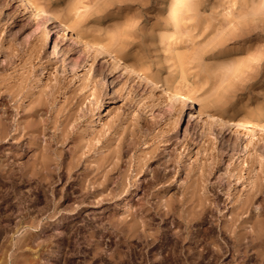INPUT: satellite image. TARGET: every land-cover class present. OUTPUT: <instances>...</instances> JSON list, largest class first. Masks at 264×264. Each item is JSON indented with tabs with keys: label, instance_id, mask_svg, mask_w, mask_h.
<instances>
[{
	"label": "rangeland",
	"instance_id": "1",
	"mask_svg": "<svg viewBox=\"0 0 264 264\" xmlns=\"http://www.w3.org/2000/svg\"><path fill=\"white\" fill-rule=\"evenodd\" d=\"M191 2L189 19L180 15L174 26L165 22L168 0H0V122L5 128L0 125L7 132L6 137L0 132V138L5 137L0 140L5 147H0V162L20 160L18 169L34 160L37 168L31 169L44 163L45 171L48 161L56 160V166L48 163V169L56 167L51 179L30 172L29 184L17 175V193L0 181V264H197L178 250L174 257L173 244L164 240L154 249L133 242V236L131 240L134 224L138 232L164 228L172 238L178 229L176 214V219L158 216L148 227H136L137 221L142 223L138 204H161L173 195L190 209L203 189L216 184L227 195L220 201L228 200L219 202L216 220L208 225L219 230L233 217L232 204L246 190V179L262 176L264 170V122L254 127L236 122L264 102V5L261 0H236L225 17L227 0ZM34 5L42 10L36 18ZM82 6L83 14L75 18L74 9ZM43 23L56 31L46 47L41 41ZM164 30L176 39L173 52L161 41ZM240 59L249 65H235V73L228 72L227 66ZM181 75L196 99L186 100L177 115L169 89ZM100 105L105 109L102 117ZM240 150L247 154L239 161V172L238 166L233 172L229 164ZM117 152L120 156L114 157ZM107 158L110 163L101 162ZM116 171L125 172L121 177L126 175V181ZM195 180L207 187L198 192L201 183L195 185ZM102 181L105 186L99 188ZM109 188L115 189L110 195ZM130 210L136 216H130ZM220 242L225 253L218 259L210 254L205 264H259L257 247L233 252V241L223 236Z\"/></svg>",
	"mask_w": 264,
	"mask_h": 264
},
{
	"label": "bare ground",
	"instance_id": "2",
	"mask_svg": "<svg viewBox=\"0 0 264 264\" xmlns=\"http://www.w3.org/2000/svg\"><path fill=\"white\" fill-rule=\"evenodd\" d=\"M84 1V0H83ZM261 3L264 5V0H261ZM168 5H167V13H166V15H165V22L167 23V25H177V22H178V19H179V17H180V15H185L184 17H185V21H187V19H189L188 18V14H189V12H190V10H191V7L193 8V3L191 2V0H168V3H167ZM236 4V0H227V3H226V6H225V8H224V16L225 17H228L229 15H231V13H232V8L234 7V5ZM34 7H35V11H37L36 13V15H35V18L36 17H38V12H41L40 11V9H39V5H34ZM75 11V13H74V17L75 18H78V17H80L81 16V14H83V12H84V6H82V7H78V8H75L74 9ZM46 23H43L42 24V28H41V31H42V39H41V41H42V45L43 46H48V45H50L51 43H52V38H53V36H55L56 35V31L55 30H53L52 29V27L51 28H49V26H46L45 25ZM188 28H189V26H188ZM162 32V31H161ZM169 32V31H168ZM167 32V30H164L161 34H160V38H161V41H163V43H164V47H165V49H167L166 51H170V52H173L174 50H175V48H173V45H174V43L173 42H176L175 40V38H174V36H173V34L172 33H168ZM175 46V45H174ZM95 54H96V52H95ZM93 55V58L95 59L96 58V56L97 55ZM171 54V53H170ZM175 55V54H174ZM244 59V58H243ZM248 59V58H247ZM244 60V62L242 61V59H240L239 60V62H241L240 64H238L239 62H238V60H236V61H234V62H230L232 65H234V66H227V67H230V69L228 70V72H233V73H235L234 71H235V65H236V67L238 66V65H241L242 67H246L247 65H249L248 64V60ZM234 63V64H233ZM234 68V69H233ZM224 72H225V70H224ZM224 75H223V77H225L226 75H228L226 72L225 73H223ZM103 85L104 86H106L107 87V85H106V83L105 82H103ZM108 89H109V91H110V88L108 87ZM170 90V95H171V97H169L170 98V106L172 107V108H174V113H176L177 112V115L178 114H181L182 112H183V110H184V108H185V102H186V100H189V101H191V100H193V99H196V97L195 96H193V94L194 93H192V91H190V90H186V85H185V80H184V75H181L180 76V78H179V80H177V81H175V83H174V85L169 89ZM262 95V94H261ZM264 97V96H263ZM256 100V99H255ZM263 101H264V99H263ZM261 103H263V104H261V105H264V102H261ZM260 104V103H259ZM102 105V104H101ZM99 106V108H100V111H102L101 113H100V115H99V117L101 116L102 117V113L105 111V109H103L102 110V106ZM258 105V104H257ZM256 106V107H254V108H249L248 110L249 111H247V112H245V115H242V119H241V115H240V117H237V118H239V119H241V120H239V119H237L236 120V122H237V125H241V126H243V127H254V126H256L257 124H262L263 122H264V112L262 113L261 111H264V107L262 108V106ZM256 111V112H255ZM5 113H7V112H5ZM255 113V114H254ZM243 117H245V118H243ZM248 117H251L252 118V120H250L251 118H249V119H247ZM1 120V119H0ZM1 122H3V121H1ZM1 122H0V124H1ZM264 124V123H263ZM2 126H4L3 125V123L1 124ZM0 125V126H1ZM2 126H1V129L0 130H2V131H0V132H2L3 133V136H4V133H5V137H6V135H7V132H5V131H3L4 129L3 128H5V126L2 128ZM6 127H8L7 125H6ZM262 128H264V126H262ZM6 131H7V129H6ZM10 131V130H9ZM2 133H0L1 135H2ZM10 133V132H9ZM8 133V134H9ZM10 135V134H9ZM14 135V134H13ZM12 135V136H13ZM252 135V134H251ZM11 136V137H12ZM252 136H254V135H252ZM1 137V136H0ZM4 137V138H5ZM14 137V136H13ZM12 137V138H13ZM3 137L2 138H0V140H3L4 139ZM5 140H7V139H5ZM10 140H12V139H10ZM8 141V140H7ZM1 142V141H0ZM12 142V141H11ZM10 141H9V144L11 143ZM12 144V143H11ZM252 145V144H251ZM253 145H255V144H253ZM1 148H3L2 146H0ZM253 147H256V146H253ZM5 148V147H4ZM4 148H3V150H4ZM10 148H13V147H10ZM14 148H16V147H14ZM20 148V147H19ZM119 148L120 147H118V151H120L119 150ZM122 148V147H121ZM120 148V149H121ZM17 149V148H16ZM3 150H1L2 152H3ZM123 150V149H122ZM121 150V151H122ZM7 151V150H6ZM6 151H4V153L6 154ZM107 151H108V149H107ZM120 151V152H121ZM12 152V151H11ZM15 152V151H14ZM106 152V151H105ZM104 152V153H105ZM120 152L118 153L117 152V155L118 156H116L115 154H116V152H115V156L114 157H119L120 156ZM19 153H21L20 151H18V153H16V154H19ZM108 152H106V154H107ZM5 154H2L1 156H3V155H5ZM8 154H10V153H8ZM15 154V153H14ZM54 155H55V153H53ZM247 154V152L245 153L244 152V150H240V151H238L237 152V157L235 158V160L233 161V162H231V164H229V165H231V167L232 168H234V169H232V171L233 172H235L236 170L239 172V165L238 164H240L239 163V161H241L240 159L241 158H243V157H246L245 155ZM53 155V156H54ZM57 155V154H56ZM55 155V156H56ZM250 155H251V153H250ZM60 156V155H59ZM58 155H57V157L58 158H60ZM101 156V155H100ZM107 156V155H106ZM258 157H261V154H259V155H257ZM7 157V156H6ZM9 157V156H8ZM14 157V156H13ZM17 157V156H16ZM20 157V156H19ZM56 157V159H57V162L59 161L58 160V158ZM102 157H103V155H102ZM10 158H11V155H10ZM9 158V159H10ZM15 158V157H14ZM14 158H13V160H14ZM50 158V160H52V159H54V157H49ZM49 158L47 159V158H45L43 161H45V163H47L46 162V159H47V161L49 160ZM52 158V159H51ZM106 158V157H105ZM105 158H102L103 160L105 159ZM257 158V157H256ZM1 160H2V157L0 158ZM3 159H4V157H3ZM120 159V158H119ZM143 159V158H142ZM170 159V158H169ZM251 159V158H250ZM8 160V159H7ZM101 160V159H100ZM101 161V162H104L105 164H106V162H109L108 160V158H107V160L106 161ZM111 160H112V158H111ZM118 160V159H117ZM172 160V159H171ZM243 160V159H242ZM4 162L6 161V159H4L3 160ZM18 161V160H17ZM16 161V162H17ZM20 161V160H19ZM18 161V162H19ZM43 161L42 162H40L41 164L43 163ZM54 161H56V160H54ZM54 161H48V163H53ZM140 161H142L141 159H140ZM147 160H145V162H146ZM166 161V160H165ZM169 161V160H168ZM15 161H12V160H8V161H6V163H1L0 165V181L3 183V184H7L8 186H9V188L8 189H10L9 191H11V193L12 194H14V193H17L18 192V183H19V181H18V183L16 182V180L18 179L16 176L17 175H19L18 177L19 178H21V182H24V183H29L30 181H31V177H30V175H29V173L31 172H33V173H37V174H39L41 177H43V179L45 178V179H51L52 178V176L53 175H55V174H53L52 176H50L52 173L51 172H53L54 173V171H52L51 169H53L52 167H55L56 165H55V162L53 163L55 166H53L52 164V166H51V169H48L49 167L48 166H50V165H48V163H47V169H45V171H48V172H50V174H48V172H47V174L45 175V173H42V169H44L43 167L45 166L44 165V163H43V165H41L42 166V168L40 167L39 169H36V170H34L35 168H37V164H35L34 163V165H32L33 164V162H35L34 160L33 161H31L32 162V164L30 163V161H27V162H29L30 163V165L28 164V165H25V166H20L21 168H15V165H17L16 164V162L14 163ZM97 162H99L100 164H98L97 163V165H101V164H104V163H101L100 161H97ZM112 162L114 163L115 162V166L117 167V164H118V162H117V164H116V161H113L112 160ZM111 162V163H112ZM171 162H173V160L171 161ZM110 163V162H109ZM143 163V162H142ZM71 164V163H70ZM69 164V165H70ZM36 166L33 170L31 169V167L32 166ZM111 165H113V164H111ZM113 165V166H114ZM119 165H120V163H119ZM58 166V165H57ZM70 166H72V165H70ZM112 166V168H114ZM139 166V165H138ZM236 166H238V168L235 170V168H236ZM261 166V165H260ZM260 166H259V168H260ZM45 167V168H46ZM103 167H104V165H103ZM106 167V166H105ZM107 167H108V163H107ZM120 166H118V168H119ZM33 168V167H32ZM60 168V167H59ZM71 168V167H70ZM70 168H68V170L70 169ZM73 168V167H72ZM71 168V169H72ZM112 168H111V170H112ZM140 168V167H139ZM263 168V167H262ZM54 169H56V167L54 168ZM116 169V168H115ZM115 169H114V171H115ZM138 169V168H137ZM50 170V171H49ZM73 170V169H72ZM72 170H70V172L72 171ZM104 170H105V168H104ZM110 170V171H111ZM235 170V171H234ZM45 171H43V172H45ZM56 171V170H55ZM107 171V170H106ZM106 171H104L105 173H106ZM109 171V170H108ZM108 171H107V173H108ZM113 171V170H112ZM113 171V172H114ZM140 171V170H139ZM232 171H230L231 173V175H233L232 174ZM263 171V172H262ZM262 171H261V173H262V176L261 175H259V174H257V175H255V176H251V177H249L248 178V180L246 179V181H249V184H248V182L246 183V181L244 182V183H246L247 185L245 186L246 187V190L242 193V194H239V196H238V193L237 194H235V193H233V195L235 194V195H237L238 196V198L236 197L235 199H237V200H235L233 197V200H235L237 203H236V205H234V204H232V206H234L233 208H232V211H233V217L232 218H229V216L231 215H229V216H227L228 218H229V222H226V221H224L225 223H223V227L222 228H219V230L217 229L218 227H214L213 225L210 227L208 224L209 223H211L212 222V220L214 219V211H215V209L217 208V207H219L218 205H219V202H224L225 203V201H223V200H228L227 198L226 199H224L223 198V200H221L220 201V199H221V195H226V193H222V192H224L223 191V189H224V187L222 188V186H220V185H214L213 183H211V185L212 186H210V185H208V186H210L209 188L207 187V185H205V183H204V185H202V183L199 181V183H201V184H199L198 183V181H196V183H195V185L198 183L199 185H200V188H199V186L197 185V186H195V185H191V184H189V185H191V186H195V187H198V188H195V189H198V192H199V190L201 191V187L203 186H205V187H207L206 189L207 190H205V192L203 193V191H204V189H203V191H201L200 192V194H202V195H200V194H198V192L196 193L195 191L196 190H194L193 189V187H191L190 189H191V191L192 192H194V194L196 193V200H197V197L199 198L196 202H193V204L192 205H194V204H196V205H194V206H192L191 205V207H190V205L189 204H191L192 202L191 201H195V200H192L193 198L195 199V197L193 196H191L192 195V193L191 194H189L190 196V202L191 203H189L188 204V200H187V204L189 205L188 207H190V209L189 208H187V205H186V207H184V203H182V199H184V198H188V197H185L184 196V198H182V199H180V200H182V201H177L176 202V200H175V196H171V197H169L168 199H166L165 201H163V199H164V197H161V198H163L161 201H163V202H161V204H155V205H153V204H151V203H149L151 206H147L148 204L145 202H143V203H141L140 201V199H139V201H138V203H141V204H138V206L140 205L141 206V214H138V215H140V217H137V218H141L142 219V223H141V225L139 224V222L137 221V218L135 219L134 218V220H136L137 222H136V227L137 226H141L140 228H142V225L143 226H149V225H151V224H153L151 221H153L154 222V220L156 219V217H158V216H169V217H174L175 218V214H176V217H177V215H178V219H176L175 220V222H174V227H177L178 229H176L177 230V232H175V233H173L174 235V237L172 238V234H171V236L169 235V231H167V230H165L164 228H163V230L162 231H158V229L156 228V231L154 230V231H152V232H150L149 230H147V229H149V228H145L144 227V229L143 230H141V232H140V230H139V232H138V227H137V229L135 228V227H133V226H135V224L132 226V228L131 229H129V231L131 230V232L132 233H130V234H128V236L130 235V237H131V240H132V236H133V238L135 237V239H134V241L133 242H137L138 244H140V245H143L144 247H150L151 249H154V248H156L157 246H158V244H160V242H162L163 240L164 241H166V243H168V244H171V246H172V244H173V246H174V257L176 256H178L179 254H177L176 253V251L178 250L179 251V253H181L180 255L181 256H183L182 255V253L184 254V253H186L185 254V257L187 258L186 260H189V259H195V260H198V263L197 264H205L206 262H205V259H206V257L208 258L209 257V255L211 254L212 256H213V258L214 257H216L217 259L218 258H221L222 257V255L225 253V247L223 246V244L220 242V238L221 237H223L224 236V238L226 237L227 238V240H230L231 242L233 241V243H234V246L232 247V251L233 252H236V251H239V250H241V249H247L248 247L250 248H252V247H257V251L255 250V253H256V257H257V259H258V262H259V264H264V170L262 169ZM58 172H59V170H58ZM58 172H56V175H57V173ZM136 172H138V171H136ZM30 173V174H31ZM35 173V174H36ZM104 174V175H106L105 177H107L108 176V174ZM111 173V172H110ZM109 173V174H110ZM117 171H116V176H119V177H121V174L123 173H119L120 175H117ZM125 173V172H124ZM123 173V174H124ZM154 173H157V172H154ZM160 173V172H159ZM239 174V173H238ZM32 175V174H31ZM49 175V176H48ZM60 175V172L58 173V176ZM104 175H102V176H104ZM113 175V174H112ZM161 175H162V173H161ZM164 176H165V174H163ZM162 175V176H163ZM57 176V177H58ZM97 176V175H96ZM116 176H114V178L116 177ZM124 176V175H123ZM123 176L121 177V180H123V181H126V179L124 180V179H122L123 178ZM153 176H155V175H153ZM158 176V175H157ZM160 176V175H159ZM201 176H203V175H201ZM200 176V178L202 179V177ZM248 176V175H247ZM48 177V178H47ZM51 177V178H50ZM61 177V176H60ZM108 177H110V176H108ZM107 177V178H108ZM126 177V175L124 176V178ZM205 177V176H204ZM54 178V177H53ZM118 177H116V179H117ZM127 178V177H126ZM155 178V177H154ZM158 178V177H157ZM167 178H169V177H167ZM200 178H196L197 180H199ZM220 179H222L221 177H219ZM237 179H240V177L238 178V176L236 177ZM242 178V177H241ZM42 179V178H41ZM111 180L113 179V176L110 178ZM119 179V178H118ZM117 179V180H118ZM165 179V178H164ZM170 179V178H169ZM192 179L194 180L195 179V177L193 176L192 177ZM192 179H189L190 181H192ZM206 179V178H205ZM205 179L204 180H202L203 182L205 181ZM219 179V180H220ZM20 180V179H19ZM84 180L85 179H83V180H81L80 181V184H81V182L83 181L84 182ZM104 180H106V179H104ZM114 180V179H113ZM112 180V181H113ZM117 180H115L116 182H117ZM151 180V179H150ZM154 180H158V179H154ZM153 180V181H154ZM160 180V179H159ZM163 180V179H162ZM189 180H188V182H189ZM219 180H216L215 182L217 183ZM41 181V180H40ZM46 181H48V180H46ZM122 181V182H123ZM130 181V180H129ZM167 181H168V179H167ZM221 181V180H220ZM220 181L218 182V183H220ZM244 181V180H243ZM50 182H52V181H50ZM104 181H102V182H99V183H101V184H99V188H100V185L102 186V184L105 186V182L103 183ZM115 182V183H116ZM118 182H120V181H118ZM122 182H121V184H122ZM160 182H161V180H160ZM159 182V183H160ZM164 182H166V181H164ZM214 182V183H215ZM221 182H223V181H221ZM49 183V182H48ZM106 183H107V181H106ZM110 183H112V182H110V180H109V184ZM125 183V182H124ZM123 183V184H124ZM184 183V182H183ZM191 183H193V181L191 182ZM224 183V182H223ZM230 183V182H229ZM21 184V183H20ZM30 184V183H29ZM112 184H114V183H112ZM117 184V183H116ZM119 184V183H118ZM117 184V185H118ZM126 184V183H125ZM163 184V183H162ZM242 184H243V182H242ZM82 185V184H81ZM107 185H108V183H107ZM117 185H116V187H117ZM130 185V184H129ZM183 185V184H182ZM222 185V184H221ZM230 185H231V183H230ZM3 186V185H2ZM7 186V187H8ZM80 186V185H79ZM83 186V185H82ZM82 186H81V188H82ZM103 186V187H104ZM109 186V185H108ZM122 187L123 185H119V187ZM163 186H164V184H163ZM166 186V185H165ZM184 186V185H183ZM227 186H228V181H227ZM247 186H250L248 189H247ZM120 187V188H121ZM126 187V186H125ZM143 187H145V186H143ZM155 187H156V185H155ZM158 187V186H157ZM156 187V188H157ZM161 187V185L159 186V188ZM188 187V188H187ZM202 187V188H203ZM230 187V186H229ZM6 188V187H5ZM108 188V187H107ZM112 188V187H111ZM123 188L124 187H122L121 189L123 190ZM152 188H153V186H152ZM162 188V187H161ZM160 188V189H161ZM164 188H166V187H164ZM168 188H169V186H168ZM185 188H187L188 189V191H187V193H189V186H186ZM184 188V189H185ZM104 189V188H103ZM118 189V192H116V191H114V193L116 192L118 195H120L121 194V189H120V191H119V188H117ZM155 189V188H154ZM184 189L182 190L184 193H186L185 191H184ZM194 191H193V190ZM230 189V188H229ZM5 190V189H4ZM96 189H94V191H95ZM106 189H104V191H105ZM113 190H115L114 188H113ZM113 190L111 189V191H110V188L108 189V191L110 192L109 193V195L110 194H112L113 193ZM162 190V189H161ZM228 190V189H227ZM17 191V192H16ZM20 191V190H19ZM101 191H102V188H101ZM104 191H102V192H104ZM108 191H107V193H108ZM166 191V190H165ZM180 191V190H179ZM229 191V190H228ZM99 190H98V194H99ZM156 192H157V190H156ZM163 192V191H162ZM169 192V191H168ZM9 193V192H8ZM90 193V192H89ZM93 192H91V194H92ZM182 193V192H181ZM220 193H222V194H220ZM228 193H230V192H227V194ZM240 193V192H239ZM21 194V193H20ZM86 194V193H85ZM85 194L83 195V197L85 198ZM97 193L95 192V194H94V196L96 195ZM103 194H106V192L105 193H103ZM155 194V193H154ZM157 194V193H156ZM155 194V195H156ZM160 194V193H159ZM19 195V194H18ZM88 194H86V196H87ZM101 195V194H100ZM113 195H115V194H113ZM117 195V196H118ZM152 196H153V194H151ZM161 195H165L164 193L162 194L161 193ZM168 196H169V194H167ZM184 195V194H183ZM231 195H232V192H231ZM230 195V196H231ZM89 196V195H88ZM92 196H93V194H92ZM93 196V197H94ZM167 196V197H168ZM188 196V195H187ZM227 196V195H226ZM229 196V197H230ZM82 197V198H83ZM96 197V196H95ZM106 197V196H105ZM107 197H112V196H107ZM160 197V196H159ZM180 197V196H179ZM14 198V197H13ZM17 198V197H16ZM82 198L80 199V200H82ZM157 198V197H156ZM19 199V198H18ZM86 199V198H85ZM107 199V198H106ZM110 200L111 199H113V198H109ZM108 199V200H109ZM229 199H231V198H229ZM80 200H77V201H79V203L81 202L82 203V201H80ZM97 200H99L100 201V199H97ZM105 200V199H104ZM146 200V199H145ZM150 200V199H149ZM175 200V203H177V205L174 203L173 204V201ZM185 200V199H184ZM233 200H231V202L233 201ZM102 201V200H101ZM100 201V202H101ZM152 201V200H151ZM154 201V200H153ZM152 201V202H153ZM230 201V200H229ZM235 201H234V203H235ZM85 202V201H84ZM134 202H135V200H134ZM137 202V201H136ZM157 202V201H156ZM183 202H185V201H183ZM180 203H182V205H180ZM185 203V204H186ZM133 204H135V203H133ZM136 205V204H135ZM229 206H230V204H228ZM183 206V207H182ZM160 207H162V208H160ZM163 207H164V209L166 208V210H164L163 209ZM137 208V207H136ZM135 208V209H136ZM180 208H182V210H181V212L179 211V209ZM185 208V209H184ZM188 210H187V209ZM231 208V207H230ZM164 210V211H161V210ZM218 209L219 208H217V211H218ZM221 210H222V206H221ZM131 211V210H130ZM129 211V212H130ZM146 211V214H144V215H142L144 212ZM147 211H149L150 213H148ZM220 211V210H219ZM126 212H128V211H126ZM138 212L140 213V210L138 209ZM180 212V213H179ZM229 212V211H228ZM231 212V211H230ZM132 211L129 213V215L131 216H133L134 217V215L136 216V212H134V214L132 213ZM147 213H148V215H147ZM178 213V214H177ZM90 214V213H89ZM142 215V216H141ZM124 216V215H123ZM133 217H132V221H133ZM220 217V216H219ZM125 218H126V216H125ZM124 218V219H125ZM213 218V219H212ZM215 218H216V216H215ZM228 218H225V219H227L228 220ZM120 218H118V221H120L119 220ZM122 219V218H121ZM127 219V218H126ZM130 219H131V217H130ZM129 219V220H130ZM141 219H138L139 221L141 220ZM218 219V218H217ZM221 219V218H220ZM216 219H214V221H215ZM219 220V219H218ZM109 221V220H108ZM117 221V220H116ZM128 221V220H127ZM131 221V220H130ZM163 221V220H162ZM213 221V222H214ZM135 222V221H134ZM212 222V223H213ZM93 223V222H92ZM96 223V222H95ZM99 223V222H98ZM118 224V223H117ZM117 224H115V226L117 225ZM131 225H132V223H130ZM139 224V225H138ZM155 224V223H154ZM222 224V223H221ZM220 224V225H221ZM119 225V224H118ZM122 225V224H121ZM126 225H129V223L128 224H126ZM209 226V227H207L206 228V226ZM217 225V224H216ZM248 225V226H247ZM88 226V225H87ZM86 226V227H87ZM106 226V225H105ZM154 226V225H153ZM156 226V225H155ZM199 226V227H198ZM85 227V228H86ZM104 228V226H101V228ZM128 227V226H127ZM173 227V228H174ZM160 228V227H159ZM166 228V227H165ZM88 229V228H87ZM89 229H92V228H89ZM170 229V228H169ZM92 231V230H91ZM128 231V232H129ZM88 232V231H87ZM127 232V233H128ZM171 232V231H170ZM92 234V233H91ZM94 235V234H93ZM127 235V234H126ZM211 236L212 238H214L213 240L209 237V236ZM215 235V236H214ZM127 236V237H128ZM220 237V238H219ZM129 238V237H128ZM210 238V240L208 241V239ZM90 239H92V238H90ZM223 239V238H222ZM129 240H130V238H129ZM90 241V240H89ZM127 241V240H126ZM91 242V241H90ZM128 242V241H127ZM130 243V242H129ZM186 245H187V248H186ZM129 246V245H128ZM130 247V246H129ZM200 250H199V249ZM97 249V248H96ZM99 249V248H98ZM185 249V252H182V250H184ZM225 250V251H224ZM96 252V251H95ZM98 254V253H97ZM254 256V257H255ZM185 257H183V258H185ZM253 257V258H254ZM175 259V258H174ZM256 259V258H255ZM181 261V260H180ZM184 262V261H183ZM193 262V261H192ZM256 262V261H255ZM186 262H184V264H185ZM188 263V262H187ZM186 263V264H187ZM190 263V262H189ZM257 263V262H256ZM178 264H180V263H178ZM181 264H183V263H181ZM208 264V263H207Z\"/></svg>",
	"mask_w": 264,
	"mask_h": 264
}]
</instances>
